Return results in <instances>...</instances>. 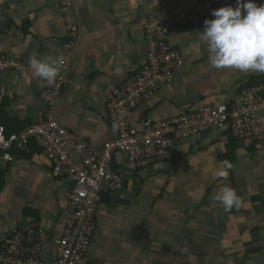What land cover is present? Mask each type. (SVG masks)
<instances>
[{
  "label": "crops",
  "instance_id": "obj_1",
  "mask_svg": "<svg viewBox=\"0 0 264 264\" xmlns=\"http://www.w3.org/2000/svg\"><path fill=\"white\" fill-rule=\"evenodd\" d=\"M161 1L74 0L70 15L78 37L53 117L91 147L117 136L108 101L140 72L148 51L145 25ZM203 28L176 29L166 37L182 63L170 87L134 111L132 126L226 104L259 74L213 67ZM65 35L58 0H0V56L19 64L0 73V122L8 131L20 128L11 134L44 119L40 93L52 85L35 76L30 61L56 60ZM229 138L209 130L180 139L169 162L136 170L115 155L112 166L123 185L104 195L88 264H264V141ZM26 150L9 152L7 161L0 153V241L20 224L36 223L47 234L42 257L48 261L66 224L70 180L52 176L41 150L30 156ZM225 160L232 164L227 178L216 175ZM225 186L240 197L239 209L225 212L216 201Z\"/></svg>",
  "mask_w": 264,
  "mask_h": 264
},
{
  "label": "built area",
  "instance_id": "obj_2",
  "mask_svg": "<svg viewBox=\"0 0 264 264\" xmlns=\"http://www.w3.org/2000/svg\"><path fill=\"white\" fill-rule=\"evenodd\" d=\"M66 28L58 57L64 60L54 85L40 93L47 113L38 124L19 134L6 135L0 127V153L10 160L9 151L25 150L34 140L41 155L52 165V175L70 180L63 210L65 227L51 260H45L46 231L36 223L20 224L0 241V264H88V248L95 230L101 192L122 188L123 178L112 168V159L121 154L131 169L165 164L180 139L196 137L209 130L230 132L238 140L264 141V87L242 89L230 101L215 107L202 106L173 118L131 124L141 103L164 87H170L181 63L179 51L166 41L175 27L198 25L211 19V12L231 6L233 0H164L145 25L148 51L140 72L116 90L108 101V119L117 131L114 140L94 148L69 132L53 117V107L76 47L78 27L70 15L74 0H58ZM56 59V60H57ZM19 64L2 57L0 72ZM79 157L74 162L69 154Z\"/></svg>",
  "mask_w": 264,
  "mask_h": 264
},
{
  "label": "clouds",
  "instance_id": "obj_3",
  "mask_svg": "<svg viewBox=\"0 0 264 264\" xmlns=\"http://www.w3.org/2000/svg\"><path fill=\"white\" fill-rule=\"evenodd\" d=\"M211 15L214 19H206L201 32L207 41L209 63L217 69L234 68L264 74V5L258 6L254 0H235L234 7H221ZM63 63L62 58H32L30 67L36 77L51 86L60 75ZM231 168L229 161H222L216 175L227 178ZM215 199L225 212L239 209L241 205L240 197L230 186L223 187Z\"/></svg>",
  "mask_w": 264,
  "mask_h": 264
},
{
  "label": "trees",
  "instance_id": "obj_4",
  "mask_svg": "<svg viewBox=\"0 0 264 264\" xmlns=\"http://www.w3.org/2000/svg\"><path fill=\"white\" fill-rule=\"evenodd\" d=\"M164 0H162L161 2H160V4L163 2ZM211 19H214V17H212ZM205 21V20H204ZM204 21H202V22H200L198 25H190L189 27H184V28H190V27H195V26H199L200 24H202V23H204ZM176 29H178V30H182V27H175L172 31H171V33L174 31V30H176ZM168 37V36H167ZM167 41V40H166ZM168 43V42H167ZM2 57H4V56H0V59L2 58ZM6 58V57H5ZM3 72H5V71H3ZM3 72H0V73H3ZM259 86H263L264 87V74H257V75H255V76H252L251 78H250V81H248V83L246 84V85H244L241 89H239V91H237V92H240L242 89H254V88H256V87H259ZM263 93H264V91H263ZM1 116V115H0ZM0 120H1V117H0ZM0 126H3V128L5 129L6 128V126L4 125V122H0ZM17 129H19V130H17V131H8L7 129L5 130L6 132V135H8V134H11L12 132H18V131H20V128L18 127ZM229 133V136H230V142H234V141H238V139L237 138H235V137H233L232 135H231V133L230 132H228ZM32 147L34 148V149H32ZM27 149H29L30 151H31V153L29 154V156L32 154V153H34V152H40V150H41V147L37 144V142L36 141H34V140H32V141H30V144L28 145V147H27ZM13 151H15V152H21V151H17L16 149H11L10 150V152H12L13 153ZM27 151V150H26ZM22 152H25V151H22ZM28 152V151H27ZM26 153V152H25ZM24 156H26V155H24ZM23 157V156H22ZM112 163V162H111ZM112 168H113V166H112ZM49 170H50V172H51V174H52V165H49ZM114 170V169H113ZM119 174V173H118ZM53 176V175H52ZM54 177H66L65 175H59V176H54ZM67 178V177H66ZM68 179V178H67ZM107 193H112V192H110V191H107V192H101L100 193V203H99V207H98V209L100 208V206L102 207V203L104 202V195H106ZM103 201V202H102ZM26 213V212H25ZM95 220H96V218H95ZM95 220H94V222H95Z\"/></svg>",
  "mask_w": 264,
  "mask_h": 264
},
{
  "label": "rangeland",
  "instance_id": "obj_5",
  "mask_svg": "<svg viewBox=\"0 0 264 264\" xmlns=\"http://www.w3.org/2000/svg\"><path fill=\"white\" fill-rule=\"evenodd\" d=\"M72 158V157H71ZM76 158V159H75ZM73 159V158H72ZM74 160L76 161L77 160V157L74 155ZM95 228H96V226H95ZM95 231V230H94Z\"/></svg>",
  "mask_w": 264,
  "mask_h": 264
}]
</instances>
